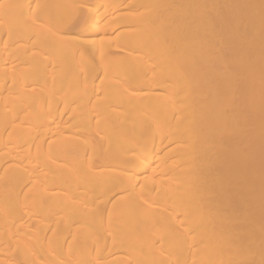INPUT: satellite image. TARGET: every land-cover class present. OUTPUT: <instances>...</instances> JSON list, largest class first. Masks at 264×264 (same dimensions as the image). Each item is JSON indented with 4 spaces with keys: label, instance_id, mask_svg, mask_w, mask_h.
Here are the masks:
<instances>
[{
    "label": "bare ground",
    "instance_id": "6f19581e",
    "mask_svg": "<svg viewBox=\"0 0 264 264\" xmlns=\"http://www.w3.org/2000/svg\"><path fill=\"white\" fill-rule=\"evenodd\" d=\"M0 264H264V0H0Z\"/></svg>",
    "mask_w": 264,
    "mask_h": 264
},
{
    "label": "snow or ice",
    "instance_id": "6c2138e0",
    "mask_svg": "<svg viewBox=\"0 0 264 264\" xmlns=\"http://www.w3.org/2000/svg\"><path fill=\"white\" fill-rule=\"evenodd\" d=\"M73 23H74V22H72V21H69V23H68L67 27H68V28H71V27L73 26Z\"/></svg>",
    "mask_w": 264,
    "mask_h": 264
}]
</instances>
